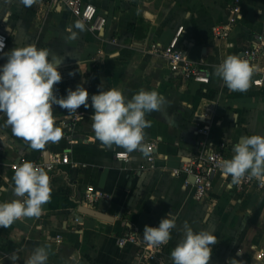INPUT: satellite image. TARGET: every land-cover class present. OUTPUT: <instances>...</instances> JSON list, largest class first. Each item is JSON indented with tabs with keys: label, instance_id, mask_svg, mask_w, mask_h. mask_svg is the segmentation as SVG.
<instances>
[{
	"label": "crops",
	"instance_id": "0c3cea01",
	"mask_svg": "<svg viewBox=\"0 0 264 264\" xmlns=\"http://www.w3.org/2000/svg\"><path fill=\"white\" fill-rule=\"evenodd\" d=\"M84 2L106 16L103 30H90L67 6L52 7L50 0H33L31 5L0 0V32L8 36L4 52L26 43L48 49L53 60L61 61L62 80L54 85L57 97L66 96V90L77 85L88 90L89 104L91 96L102 89L118 88L128 99L141 89L155 90L163 103L158 111L146 115L151 127L144 130L141 143H156L155 168L149 167L138 149L129 153L115 145L103 146L91 127V107L82 106L83 119L74 129L71 143L61 139L49 142L43 150H33L14 136L6 116L0 114V202L16 198L11 177L22 157L49 161L51 155L67 152L75 164L53 170L51 196L39 218H21L0 228V264H12V255L15 264H25L37 247H46L47 264H143L136 258L137 245L119 246L118 238L133 233L143 241L145 225L157 226L165 215L176 217V228L162 256L164 263L149 264L173 263L170 254L183 237L185 222L217 236L209 264H264V196L255 185L238 192L218 175L210 195L198 201L192 186L170 174L172 168L194 156L197 130L203 125L210 127L215 142L226 141L228 159L242 137L264 135V88L251 83L264 70V62L256 63L257 72L243 92L229 91L214 74V67L226 56L244 59L245 48L255 45V34L264 33V0ZM235 3L240 5V15L230 35L214 36L212 29L227 22ZM77 22L84 24L83 31L74 27ZM69 26H73L75 38H70ZM180 26L186 31V55L196 62L205 60L208 84L173 74L162 56L150 52L154 42L167 45ZM5 61L1 53L0 64ZM66 113L53 106L57 126L61 127ZM116 152L129 153L131 159L119 160ZM89 186L104 194L94 205L85 203ZM81 206L108 218L81 213Z\"/></svg>",
	"mask_w": 264,
	"mask_h": 264
},
{
	"label": "clouds",
	"instance_id": "9594fccd",
	"mask_svg": "<svg viewBox=\"0 0 264 264\" xmlns=\"http://www.w3.org/2000/svg\"><path fill=\"white\" fill-rule=\"evenodd\" d=\"M32 2L22 0L25 5ZM3 21L7 22L6 18ZM74 27L83 31L85 26L77 22ZM72 28L69 26L67 31L71 33L70 38H75ZM6 31L10 29L6 28ZM4 48L5 40L0 36V53L6 57V61L0 64V114L6 116V125L11 127L12 134L26 141L33 150H43L46 144L58 143L63 136L62 128L55 124L54 105L66 109L69 117L73 113L78 114L77 109L81 106L85 109L91 107V127L103 146L115 145L129 153L141 147L144 130L151 127L146 115L158 111L163 103V97L155 90L141 89L128 99L118 88L102 89L91 96L89 104L88 90L77 85L74 90L67 89L66 96L57 97L54 85L62 80L59 71L61 61L53 60L48 49L34 44L15 46L7 52L3 51ZM108 58L115 60L113 56ZM255 71V66L236 55L226 56L214 67V74L233 92L246 91ZM232 151L231 159L215 162L223 177H231L229 187L239 184L246 175L264 183V135L244 136L234 144ZM11 180L16 198L0 202V228L10 227L21 218H39L42 206L51 196L47 172L32 161L25 160L16 165ZM149 199L156 202L155 197ZM175 228L176 217L165 215L157 226L145 225L142 239L159 247L168 243ZM216 243L217 236L213 232L195 230L185 222L183 237L170 254L172 262L209 264L211 246ZM10 259L15 264L16 256L12 255ZM47 261L46 247H37L25 264H47Z\"/></svg>",
	"mask_w": 264,
	"mask_h": 264
},
{
	"label": "built area",
	"instance_id": "2783aa9c",
	"mask_svg": "<svg viewBox=\"0 0 264 264\" xmlns=\"http://www.w3.org/2000/svg\"><path fill=\"white\" fill-rule=\"evenodd\" d=\"M50 2L52 7L61 5L67 6V8L92 31L99 32L103 30L106 25V16L99 14L97 8L93 4L86 3L84 0H50ZM237 2H239V0H237ZM239 15L240 5L239 3H235L230 10L227 22L223 25L215 26L212 29L214 36L227 38L232 31L233 25L236 24ZM185 32L184 26L178 27L167 45L154 42L151 45L150 52L162 56L168 62L169 68L173 74L182 76L183 79L188 81L208 84L210 82V77L203 67L205 65V60L200 59L197 62L193 61L184 52L183 35ZM0 36L4 37L5 48L3 51H5L8 44V36L4 32H0ZM254 42V46H248L243 52V60L249 62V64L253 66L260 60L264 62V33L255 34ZM251 83L256 87L264 88V70L259 71V74H256L254 78H252ZM81 109L82 106L77 109L79 115L73 113L71 117H69L66 113L61 123L63 131L61 139H65L68 143L73 141V131L83 119ZM197 133L199 139L196 153L189 161H184L181 166L172 168L170 174L175 178H183L186 186H192L194 188V198L198 201H203L213 190L215 179L218 175L224 178L228 186L231 183V177H223L220 169L215 165V162L218 160L228 159L226 155L228 147L226 141L215 142L211 139V129L207 125L199 127ZM137 151L145 156L150 168H155V142L148 141ZM115 156L117 159L124 162H128L131 159L129 153L126 152H116ZM25 160L32 161L37 166L44 168L49 179L57 166L66 164L75 165L72 163L71 156L67 152H57L50 156L49 161L22 157L21 163ZM251 185H255L264 196V183H261L257 178L247 175L241 179L239 184L232 185L230 188L238 192H243ZM103 196L104 194L96 192L92 186H89L85 191V203L87 202L89 205H94L98 199ZM75 221L77 223L80 222L78 216L75 217ZM127 243H134L137 245L136 258L139 263H164L162 262V256L167 250L169 241L159 247H154L151 244L140 241L133 233L125 234L118 238L119 246H123Z\"/></svg>",
	"mask_w": 264,
	"mask_h": 264
},
{
	"label": "water",
	"instance_id": "95a60500",
	"mask_svg": "<svg viewBox=\"0 0 264 264\" xmlns=\"http://www.w3.org/2000/svg\"><path fill=\"white\" fill-rule=\"evenodd\" d=\"M79 212L84 213V214L93 215V216H96L98 218H108V216L105 213L99 212L97 210L87 208L84 206H81V208L79 209Z\"/></svg>",
	"mask_w": 264,
	"mask_h": 264
}]
</instances>
